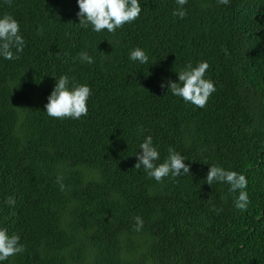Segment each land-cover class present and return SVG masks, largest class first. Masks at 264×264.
Listing matches in <instances>:
<instances>
[{
  "label": "trees",
  "instance_id": "obj_1",
  "mask_svg": "<svg viewBox=\"0 0 264 264\" xmlns=\"http://www.w3.org/2000/svg\"><path fill=\"white\" fill-rule=\"evenodd\" d=\"M139 2L111 33L81 27L78 0H0L25 41L0 56V228L25 250L0 264H264V0H188L183 19L176 0ZM137 47L148 63L129 58ZM201 61L205 107L161 87ZM64 75L90 86L86 116L47 115ZM148 135L156 163L171 147L190 172L135 168ZM212 165L246 176L247 211L206 182Z\"/></svg>",
  "mask_w": 264,
  "mask_h": 264
},
{
  "label": "clouds",
  "instance_id": "obj_2",
  "mask_svg": "<svg viewBox=\"0 0 264 264\" xmlns=\"http://www.w3.org/2000/svg\"><path fill=\"white\" fill-rule=\"evenodd\" d=\"M176 2L180 7L174 11L173 15L183 19L187 15V10L183 6L188 0H176ZM218 2L227 5L229 0H218ZM7 3L11 5V0H7ZM78 6L77 15L80 18L81 27L87 28L91 25L96 32L107 30L114 33L118 28L138 19L142 11L139 0H78ZM24 46L25 41L20 34L19 22L10 14L0 17V56L7 60L19 59L12 49L22 52ZM79 58L83 62H94L93 57L87 52H81ZM129 58L142 64L148 63L149 60L146 52L139 47L130 52ZM209 67L207 61H201L196 66L189 63L185 69L178 72L179 83L168 81L167 85L162 83L161 87L168 86L173 95L181 97L185 102L198 108H203L216 91L215 83L205 78ZM91 94L90 86L86 84L70 86L69 77L61 76L57 80L54 91L48 97L46 113L56 119H79L88 114V100ZM139 149L142 152L136 154L138 162L135 168L143 167L148 176L157 182H162L170 174L176 177L190 172V165L185 163L186 158L171 147L168 150L167 159L156 163L160 160V153L154 146L151 135L146 137ZM214 181L226 183L230 186L229 192L238 193L234 200L235 207L241 211H247L251 200L246 191L248 181L244 174L212 165L206 182L212 185ZM15 202L14 197H9L6 201L11 205ZM136 221V230L139 231L143 227V220L141 217H136ZM24 250L25 247L20 243L19 235L9 234L7 228H0V261L8 260L9 257L20 254Z\"/></svg>",
  "mask_w": 264,
  "mask_h": 264
}]
</instances>
